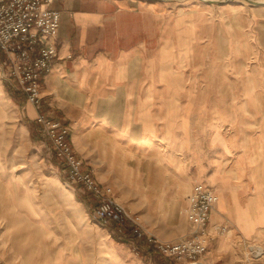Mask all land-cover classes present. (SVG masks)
I'll return each instance as SVG.
<instances>
[{"label":"rangeland","instance_id":"obj_1","mask_svg":"<svg viewBox=\"0 0 264 264\" xmlns=\"http://www.w3.org/2000/svg\"><path fill=\"white\" fill-rule=\"evenodd\" d=\"M137 1L159 10V19L147 21L154 28L149 31L148 45L155 47L159 42L162 45L175 30V20L181 52L186 54L187 40L192 36L191 62L184 67L182 86L191 91L185 101L194 105L193 117L203 120V128H194L203 131L205 166L200 171L197 165L192 166L193 175L201 174L200 180H196L215 188L208 176L217 172L219 166L225 171L231 170L237 157H247V152L256 153L255 160L263 162L264 45L261 38L264 42V19L256 18L251 10L264 8V4L253 2L259 0L223 3L207 0ZM156 32L158 37H155ZM171 60V56L165 55L163 66ZM163 70L171 72L170 68ZM4 81L0 76V186L4 187V195L0 198V257L6 264H155L151 255L145 254L147 247L139 242L140 239L125 232L120 239L116 237L115 224H104L92 218L95 198L82 185L65 182V167L50 153V142L41 134L36 117L31 121L23 112L22 105L27 101ZM175 85H179L178 81ZM12 127H15L13 134L9 131ZM251 145L249 150L247 146ZM82 161L88 166L83 158ZM93 173L96 176L95 170ZM263 177L264 165L260 163L255 169L258 186L263 183ZM97 180L101 182L98 177ZM101 183L110 186L119 201L113 187ZM261 191L264 193L263 189ZM255 192L256 189L249 191L250 194ZM247 193L246 190L242 192L245 198ZM260 196L257 194L255 198ZM169 197L164 207L157 209L165 211L172 207L175 210L176 223L183 226L178 234L179 240L193 229L185 212L188 196L181 201L176 199L173 204ZM217 202L222 208L227 207L226 197L219 196ZM123 205L139 215L142 223L140 208ZM221 213L216 203L210 222L217 225L228 223L230 230L222 232L211 227L215 238L199 261L193 264H228L227 249L224 253L210 252L227 236L234 264H264V256H256L257 251L264 248V241L241 236L227 216L218 220ZM173 262L168 264L189 261L174 259Z\"/></svg>","mask_w":264,"mask_h":264},{"label":"crops","instance_id":"obj_2","mask_svg":"<svg viewBox=\"0 0 264 264\" xmlns=\"http://www.w3.org/2000/svg\"><path fill=\"white\" fill-rule=\"evenodd\" d=\"M52 6L61 12L59 54L44 77L39 108L25 102L24 114L31 121L39 112L68 121L78 154L98 179L111 185L123 204L143 211L145 234L177 240L183 226L176 223L175 210L157 208L164 207L169 196L172 204L185 199L200 180V172L193 175L192 166L205 168L203 120L193 117L194 105L185 101L191 91L182 86L184 67L191 62L192 36L186 54L181 52L175 20V30L162 45H148L154 28L147 21L160 14L137 0H53ZM251 12L264 19V8ZM167 54L172 60L163 66ZM9 131L13 134L15 127ZM255 154L239 155L231 170L219 166L208 178L218 198L226 197L227 207L217 202L222 212L218 220L227 216L241 236L264 241V177L261 186L255 180V169L264 161L257 162ZM3 189L1 185L0 198ZM250 189L256 192L250 194ZM257 194L261 196L256 199ZM228 237L210 252L227 249L228 264H234Z\"/></svg>","mask_w":264,"mask_h":264},{"label":"built area","instance_id":"obj_3","mask_svg":"<svg viewBox=\"0 0 264 264\" xmlns=\"http://www.w3.org/2000/svg\"><path fill=\"white\" fill-rule=\"evenodd\" d=\"M53 0H0V76L27 102L40 105L41 82L59 54L57 35L61 12L52 6ZM35 122L41 134L50 142V153L65 167L66 182L82 185L95 198L92 218L101 223L116 225L118 232L127 225L138 239L146 238L154 244L163 258L193 264L207 251L215 238L211 227L228 232V223L210 222L211 212L218 201L215 188L205 181H197L188 195L186 215L192 232L176 241H162L143 231L139 215L129 211L116 199L110 186L94 175V168L86 166L71 139L68 121L39 112ZM264 256V248L257 251ZM0 264H6L0 257Z\"/></svg>","mask_w":264,"mask_h":264},{"label":"trees","instance_id":"obj_4","mask_svg":"<svg viewBox=\"0 0 264 264\" xmlns=\"http://www.w3.org/2000/svg\"><path fill=\"white\" fill-rule=\"evenodd\" d=\"M13 98L16 100V96H13ZM126 234H131L132 236H134V234L131 231V227L127 225V228L125 230ZM123 233L121 232H117L116 237L123 239ZM135 237V236H134ZM143 245H146L147 249L145 251V254H150L153 263L155 264H168V263H174L173 259H169V258H163L162 256H160V254L157 252L156 247L154 246L153 243L148 242L146 240V238L140 239V241Z\"/></svg>","mask_w":264,"mask_h":264},{"label":"water","instance_id":"obj_5","mask_svg":"<svg viewBox=\"0 0 264 264\" xmlns=\"http://www.w3.org/2000/svg\"><path fill=\"white\" fill-rule=\"evenodd\" d=\"M207 2H212V3H216V2H217V3H223V2H230V0H226V1H225V0H223V1H221V0H220V1H219V0H207Z\"/></svg>","mask_w":264,"mask_h":264},{"label":"bare ground","instance_id":"obj_6","mask_svg":"<svg viewBox=\"0 0 264 264\" xmlns=\"http://www.w3.org/2000/svg\"><path fill=\"white\" fill-rule=\"evenodd\" d=\"M220 1V0H219ZM221 1H223V0H221ZM226 1V0H225ZM231 1V0H230ZM253 1V0H252ZM253 2H255V3H257V4H264V0H259V1H253Z\"/></svg>","mask_w":264,"mask_h":264}]
</instances>
